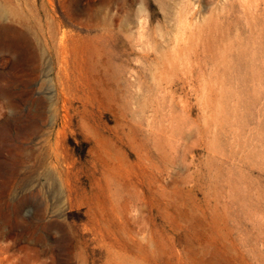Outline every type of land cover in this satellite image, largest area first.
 <instances>
[{"label":"rangeland","instance_id":"1","mask_svg":"<svg viewBox=\"0 0 264 264\" xmlns=\"http://www.w3.org/2000/svg\"><path fill=\"white\" fill-rule=\"evenodd\" d=\"M0 264H264V0H0Z\"/></svg>","mask_w":264,"mask_h":264},{"label":"bare ground","instance_id":"2","mask_svg":"<svg viewBox=\"0 0 264 264\" xmlns=\"http://www.w3.org/2000/svg\"><path fill=\"white\" fill-rule=\"evenodd\" d=\"M32 35V34H31ZM33 36V35H32ZM37 43V42H36ZM39 44V43H38ZM34 48V47H33ZM39 51V50H38Z\"/></svg>","mask_w":264,"mask_h":264}]
</instances>
